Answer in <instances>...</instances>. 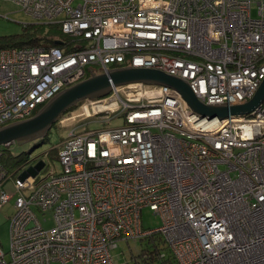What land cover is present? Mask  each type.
Instances as JSON below:
<instances>
[{
  "label": "built area",
  "instance_id": "built-area-1",
  "mask_svg": "<svg viewBox=\"0 0 264 264\" xmlns=\"http://www.w3.org/2000/svg\"><path fill=\"white\" fill-rule=\"evenodd\" d=\"M0 1L59 25L70 44L0 50V128L112 69L177 78L206 106L245 104L264 81V0ZM77 108L58 120L72 122L60 172L20 179L28 167L0 163V209L16 196L0 264H115L118 241L152 235L175 264H264V100L249 115L208 119L176 91L137 83ZM88 123L102 127L80 129ZM144 209L160 227L143 230Z\"/></svg>",
  "mask_w": 264,
  "mask_h": 264
},
{
  "label": "water",
  "instance_id": "water-1",
  "mask_svg": "<svg viewBox=\"0 0 264 264\" xmlns=\"http://www.w3.org/2000/svg\"><path fill=\"white\" fill-rule=\"evenodd\" d=\"M56 44L60 45L61 43L57 42ZM137 83L164 86L176 91L192 112L208 119L217 118L218 120H223L228 116L249 115L264 100V81L253 98L245 104L237 106H206L195 98L184 81L177 78L148 69H112L61 91L30 119L11 123L0 128V148L14 143L28 144L42 139L62 115L79 103L86 100L104 98L110 94L112 87ZM43 167L44 163L39 161L35 165L29 166L19 178L35 177Z\"/></svg>",
  "mask_w": 264,
  "mask_h": 264
},
{
  "label": "rangeland",
  "instance_id": "rangeland-1",
  "mask_svg": "<svg viewBox=\"0 0 264 264\" xmlns=\"http://www.w3.org/2000/svg\"><path fill=\"white\" fill-rule=\"evenodd\" d=\"M252 16L256 17V11L253 9ZM39 24L27 16L23 11L19 10L13 4L0 1V38L2 37H16L23 33L25 26ZM76 107L73 111H77ZM63 116V115H62ZM61 116V117H62ZM60 117V120H61ZM79 121L76 120L75 123ZM55 123L49 131L47 142L33 147V144H25L23 146H14L13 150L20 152L22 150L29 153L30 160L41 156L44 160V170L39 174L38 180L44 179L50 172H60L61 165L57 159V153L60 149V144L66 138L67 133L72 125V122H66L64 125H59ZM123 123L122 120L113 121L110 125L112 127H119ZM102 127L96 123H88L85 126L80 127L82 130H96ZM52 152L51 154L50 151ZM28 165L27 167H29ZM20 174H15V177ZM16 177V178H17ZM14 179V178H13ZM13 181V180H12ZM12 181H9L4 187V191L12 195L14 193V188ZM16 196H14L7 205L2 206L0 209V247L2 251L6 254V260H8V252L10 249V219L14 213L13 206ZM40 220L43 216L37 214ZM46 223H44V229L50 230L54 227V220L52 213L45 214ZM141 223L144 231L154 230L160 227L161 220L159 216L155 215L148 209L141 211ZM152 252L153 245L152 239L144 238L143 240H128V241H118L116 247L111 250V256L115 264H137L140 260L141 252ZM162 253L169 257V252L167 250H162ZM167 260V259H166Z\"/></svg>",
  "mask_w": 264,
  "mask_h": 264
},
{
  "label": "trees",
  "instance_id": "trees-1",
  "mask_svg": "<svg viewBox=\"0 0 264 264\" xmlns=\"http://www.w3.org/2000/svg\"><path fill=\"white\" fill-rule=\"evenodd\" d=\"M60 42V45L56 43ZM69 40L62 35L59 25L51 24H32L25 26L23 33L16 37H2L0 38V50L5 48H22V47H57L66 52L67 46H69ZM78 106V105H77ZM77 106L71 108L68 112L73 111ZM48 134L39 140H35L28 144H33V147H37L48 140ZM23 146L24 143H14L8 147L0 148V163L10 172H14L22 167L27 168L28 165H35L37 162L42 161L43 157L38 156L30 160L29 153L22 150L16 152L13 150L14 146ZM56 150L50 151L55 153ZM58 154V153H57ZM58 159V155H57ZM45 166V164H44ZM148 239H152L153 251L141 252V256H148V263L150 264H175L168 247L164 244V241L160 235H152ZM162 250L169 252V257L162 253ZM160 256H163L160 258ZM167 259V260H166Z\"/></svg>",
  "mask_w": 264,
  "mask_h": 264
}]
</instances>
